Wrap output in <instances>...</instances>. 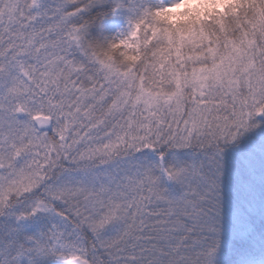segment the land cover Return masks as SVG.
I'll return each instance as SVG.
<instances>
[{"label":"snow or ice","instance_id":"1","mask_svg":"<svg viewBox=\"0 0 264 264\" xmlns=\"http://www.w3.org/2000/svg\"><path fill=\"white\" fill-rule=\"evenodd\" d=\"M0 264H264V0H0Z\"/></svg>","mask_w":264,"mask_h":264}]
</instances>
